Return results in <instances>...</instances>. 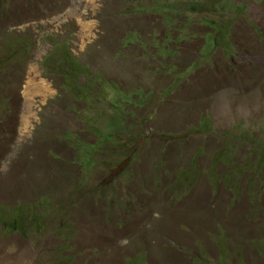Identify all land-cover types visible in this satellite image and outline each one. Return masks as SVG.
<instances>
[{
  "label": "rangeland",
  "instance_id": "obj_1",
  "mask_svg": "<svg viewBox=\"0 0 264 264\" xmlns=\"http://www.w3.org/2000/svg\"><path fill=\"white\" fill-rule=\"evenodd\" d=\"M0 264H264V0H0Z\"/></svg>",
  "mask_w": 264,
  "mask_h": 264
},
{
  "label": "bare ground",
  "instance_id": "obj_2",
  "mask_svg": "<svg viewBox=\"0 0 264 264\" xmlns=\"http://www.w3.org/2000/svg\"><path fill=\"white\" fill-rule=\"evenodd\" d=\"M42 90H44V91L47 92V91H48V88L45 86V87L42 88ZM47 95H48V94H47Z\"/></svg>",
  "mask_w": 264,
  "mask_h": 264
}]
</instances>
